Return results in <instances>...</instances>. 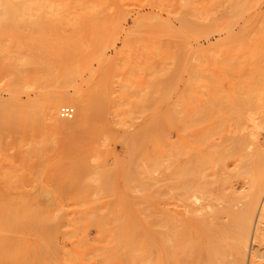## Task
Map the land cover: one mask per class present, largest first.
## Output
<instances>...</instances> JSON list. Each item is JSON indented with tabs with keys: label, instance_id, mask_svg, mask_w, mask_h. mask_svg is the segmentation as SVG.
<instances>
[{
	"label": "rangeland",
	"instance_id": "1",
	"mask_svg": "<svg viewBox=\"0 0 264 264\" xmlns=\"http://www.w3.org/2000/svg\"><path fill=\"white\" fill-rule=\"evenodd\" d=\"M263 15L264 0H0V131L4 132L0 133V171L7 172V179L0 183V264H167V244L171 243L167 242V233L181 240V245L197 244L191 245L194 254L183 250L185 254L182 253L184 257H181L180 264L185 261L187 264H199L203 261L202 232H196L193 228L192 231L188 228L183 230L177 225L179 218L184 221L192 214L195 215L193 218L200 217V214H191L188 208L186 211L191 215L186 214L184 199L181 198L183 201L177 206L181 201L174 195L177 188L171 186L167 190V185L175 180L172 177L173 173L177 174L175 169L172 170L176 167L174 164L178 163L179 166L186 158V152H182L185 155L179 152L183 150L179 141L186 146L189 139L186 137L189 133H185L189 125L185 128L183 121L188 124L196 120L202 114L199 110L207 107V112L204 109L207 118L201 117V122H212L210 126L218 127L219 133L216 136L217 130L213 128L216 132L212 136L214 134L215 137L209 135V139L206 138L209 145L205 142L204 147H209L206 150L210 152L209 158L205 150L200 151L201 146L196 143L198 140L194 141L196 137L205 136L204 125L207 123L203 122L201 126L197 124L196 128L192 126L193 122L189 123L190 127L195 128L189 137L194 139L190 142L195 149L201 152H197L198 157L203 161L212 160L203 168L199 163L203 171L201 178L197 172L193 180L198 177L196 181L199 186L203 184L204 190L217 194V198L227 197L226 202V198L213 201L220 207L219 210L223 206L230 208V212L237 211V208L241 210L243 201L247 202L249 194L246 199L244 193L249 189L251 191V180L258 182L259 171L264 170V138L261 136L263 142L259 139L254 143L255 147L250 145L249 139L247 144L243 138H248L249 122H257L262 117L257 115L259 112L254 116L256 109L254 113L250 111L253 106L251 109L247 107L251 105L248 102L250 99L245 100L244 97L250 91L245 94V85H242L245 80H240L243 77L240 74L245 70L241 71L244 66L243 60L240 62L239 59L245 55L247 58V48L245 50V46H242L241 50V43L237 45L236 41V45L228 43L226 30L233 28L228 33L236 37H241L243 31L248 34V30L251 37L256 28H263ZM248 19L251 21L248 22ZM261 21L263 25L259 26ZM256 32L264 37L260 31ZM263 37L259 38L263 39L260 42L264 41ZM227 59L229 62H226ZM221 60L227 66V63H231V68L232 65L236 64L237 68L241 64L242 67L239 65L236 70L239 76L234 77L235 72H230V66L224 69ZM245 61L247 59L244 65ZM217 64L232 74V85L230 79V82L227 81V72L224 71L228 76L222 78V70H216ZM244 68L248 70V63ZM223 79L226 81H222L221 86L226 92L232 91L231 88L237 89L235 79L240 84L239 92L233 90L234 95H231L233 91L229 95L220 90L219 81ZM246 86L248 89L250 85ZM218 87V93L222 94L220 91H223L230 101L227 97H218L215 93ZM60 90L67 95L79 91L85 96L88 116L83 127L74 131L57 129L47 121L43 112L44 100ZM237 93L245 95H239L242 104L245 100L244 111L241 103H238L239 107L231 106L234 102L231 96L234 100L233 96L236 97ZM209 95L217 99L213 100L216 105ZM222 99L223 103H227L222 105L223 110H218ZM17 105L24 107L23 119L17 118ZM61 106L72 107L74 114L75 107L67 103L58 105L57 119L65 125L74 116L69 120L61 119L58 116ZM224 108H227V112L221 114L225 112ZM227 114L232 120L226 118ZM250 118L258 120L251 121ZM243 119L245 122H242ZM216 121L220 126L216 125ZM202 126L204 131L202 129L203 134L200 135L197 130ZM263 131L259 132L264 134ZM181 135H184L185 144L181 142ZM228 139L234 140L233 143ZM93 141H96L95 144ZM262 143L263 146L259 147ZM189 144L187 146L191 149ZM184 149L187 151L189 148ZM178 152L185 157L180 158ZM255 153H259L260 158ZM176 159L180 162H174ZM151 163H154L153 169L147 168ZM184 166L181 167L184 169L182 171L186 170ZM192 168L194 171L195 168ZM250 170L253 177H250L252 173L248 174ZM185 172L189 173L187 170ZM232 175H237V178L233 176L232 179ZM249 180L250 186L247 183ZM178 186L180 189L181 186ZM187 186L184 188L188 189ZM203 187H199L200 190ZM262 193L249 227V246L241 264H264V187ZM205 196L208 198V193ZM210 198L216 199L213 195ZM208 202L212 201L209 199ZM212 205L206 207L205 212L202 211L204 216H213L216 208L212 207L211 211ZM225 212L218 211L217 223H227L229 211ZM184 213L190 217L184 218ZM234 227L224 230L218 242L220 246L222 243L225 246H221L224 251V257L221 256L223 264L240 259L232 246L236 244L237 235L234 233L238 231ZM187 238L191 241L184 242ZM208 239L206 242L210 245L211 239ZM210 246L221 254V247L218 250L217 243ZM191 253L196 261H193Z\"/></svg>",
	"mask_w": 264,
	"mask_h": 264
},
{
	"label": "bare ground",
	"instance_id": "2",
	"mask_svg": "<svg viewBox=\"0 0 264 264\" xmlns=\"http://www.w3.org/2000/svg\"><path fill=\"white\" fill-rule=\"evenodd\" d=\"M250 1V0H249ZM254 13V12H253ZM260 13V12H259ZM263 13V12H262ZM263 18H264V15L262 16ZM249 20L250 19H248L247 21L249 22ZM262 20V19H261ZM246 21V22H247ZM251 21V20H250ZM264 21V20H263ZM263 21H261L262 23L261 24H259V26H262L263 25ZM234 22V21H233ZM253 24H254V21H253ZM252 24V25H253ZM249 26V25H248ZM231 27V26H230ZM239 27V26H238ZM253 27V26H252ZM228 27H226V29H227ZM233 29V28H232ZM232 29H231V31H232ZM251 30H253V29H251ZM227 31V42L228 43H233L234 45H236L235 43H234V41H236L237 42V45L238 44H240L241 43V46H239L240 47V49L241 50H243V47L245 48V50H246V48H247V58H245L246 57V55L245 56H242L239 60H240V62H242V60H243V66L244 67H246L247 66V63H248V70L246 71V69L247 68H244V67H242V65L241 64H238L237 65V68H238V66L240 65L241 67H242V69L243 70H241V71H244L245 70V72L243 73V72H241L242 74H240V73H238V71L236 72V70H237V68L235 67L236 66V64H235V66L234 65H232V68H231V63H227L228 64V66H230V68L226 65V63H224V64H222L223 62H225L224 60L222 61L221 60V63L220 64H222L224 67V69H228L229 68V70H230V72H232V73H234L235 75H234V77L235 78H237V76H239V74H240V76L242 77V78H240V77H238V78H240V80L241 79H244L245 81H247V79L249 80V81H247V84L248 85H250V86H248V89L250 88V90H248L247 89V84H246V82L244 81L243 83H242V81H240L239 79H237V80H239L241 83H242V85H245L244 86V90L246 89V93H245V91H244V93L245 94H247L248 93V91H250V93H248V94H250V96L247 94V96H245V95H242V94H238L236 97L235 96H233L236 100H237V102H236V100L234 99V100H232V96H231V101H234V102H232L233 104L231 105V102L230 103H228L227 105L228 106H237L238 105V103H241L242 104V102L243 101H241L242 100V98H240V96L242 97V96H245L244 98H245V100H249L250 99V101H248L251 105H250V107H249V105L247 106L249 109H251V106H253L254 108L253 109H251L250 111L252 112L253 111V113L255 112V114H254V116L256 115V113L257 112H259V114H257V115H259L260 117H262L261 119L259 118V120H258V118L257 119H252V118H250V120L252 119L253 121H255V120H258L257 122H249V129H247L248 130V136L245 134L244 136L246 137H248L247 139L246 138H243V140L248 144V139H249V141H250V145H253L252 147H255V142H257L259 139L260 140H262L263 138H264V134L263 133H260L259 131H263L264 130V51L262 50V49H264L263 47H264V41L263 42H260L261 40H263V39H259V38H262L260 35L261 34H259V33H257L256 31H260V33H263L264 34V25H263V28H260V30H258V28H256V30H254V33L252 34V36L250 37L249 36V33L250 32H248V30H247V33L248 34H246L244 31H243V33L244 34H246V35H244V34H242L241 35V37H236V36H232V34H229L228 33V31H230V29L229 30H226ZM230 31V32H231ZM241 31V30H240ZM249 31H250V29H249ZM234 33V32H233ZM237 33V32H236ZM257 33V34H256ZM241 34V33H240ZM260 36V37H259ZM264 38V37H263ZM233 41V42H232ZM232 44V45H233ZM243 44V45H242ZM228 44H226V46H227ZM231 45V46H232ZM243 46V47H242ZM227 47H229V46H227ZM226 47V48H227ZM242 47V48H241ZM225 48V50L227 51L228 50V48L226 49ZM230 49V48H229ZM228 52V51H227ZM227 52H226V54H227ZM243 53V52H242ZM235 54V53H234ZM233 54V55H234ZM232 58H235V57H232ZM231 58V59H232ZM244 58V59H243ZM242 59V60H241ZM247 59V62L245 61V65H244V60H246ZM229 61H231L230 60V58H229ZM228 61V59L226 60V62H229ZM239 62V61H238ZM220 64H217V65H219V66H217V68H216V70L218 69V68H220L221 69V66L222 65H220ZM230 64V65H229ZM228 67V68H227ZM234 67V68H233ZM233 69V70H232ZM235 69V70H234ZM222 70V69H221ZM227 72L226 70H222L221 72H223V74H224V77H222V78H225V76H228L225 72ZM220 72V71H219ZM229 72V71H228ZM227 72V73H228ZM229 72V73H230ZM246 72H247V74L249 75V77L247 76V74H246ZM249 72V73H248ZM228 73V74H229ZM238 74V75H237ZM244 75H245V77H244ZM230 77V78H229ZM231 77H232V74L230 75L229 74V76L227 77L228 79H227V81H229V79L231 80ZM248 77V78H247ZM209 79V78H208ZM217 79V78H216ZM232 80H234L233 79V77H232ZM232 80H231V84L230 85H232L233 83H232ZM214 81H217V80H214ZM213 81V82H214ZM222 81H226V79L224 80H220L219 82H220V87H222L221 86V83L223 84V82ZM210 82V81H209ZM219 82H217V83H219ZM230 82V81H229ZM216 83V82H215ZM237 83V84H236ZM236 84V88L237 89H233V88H231L232 89V91L233 90H236V91H238L239 92V90H240V84L238 83V81H236V79H235V81H234V85ZM228 85V84H227ZM234 85H233V87H234ZM239 85V86H238ZM215 86H219V85H216L215 84ZM202 87H203V85H202ZM246 87V88H245ZM239 88V89H238ZM204 89H207V88H205L204 87ZM203 89V90H204ZM220 90H223L224 92H226L225 91V89H223V87L222 88H220ZM206 91V90H205ZM216 90H214V92H215ZM223 91H220L222 94H219L218 92H219V87L217 88V91L215 92L217 95H218V97L220 96V97H222L223 96V99L224 98H226L227 96L224 94L223 95ZM231 90H229L228 92H226V94H231V93H229V92H232ZM214 92H212L211 94H214V96H216L215 95V93ZM208 94V93H207ZM235 94H236V92H235ZM231 95H234V91L232 92V94ZM240 95V96H239ZM213 96V97H214ZM208 97H211L212 98V96L211 95H209ZM208 97H207V100H208ZM217 97V96H216ZM238 97H239V99H238ZM246 97H247V99H246ZM250 97V98H249ZM228 98V97H227ZM226 98V99H227ZM46 99V98H45ZM210 99V98H209ZM223 99L220 101V103H219V106H217L218 108H220V109H218V110H221L222 108H223V104H224V106H225V103H227L226 101H225V103H223L224 101H223ZM230 98H228L227 100L228 101H230L229 100ZM206 100V103L208 102ZM216 100L217 101V99L215 98H212V102L214 103V101ZM239 100V101H238ZM244 100V99H243ZM245 100H244V103H245ZM211 101V100H210ZM210 101H209V103H210ZM241 101V102H240ZM211 102V103H212ZM62 103H67V104H70V105H72L73 107H75V114H74V110H73V108L72 107H70V106H66V107H70L71 109H72V112H73V114H72V116H71V118H69V119H72L73 118V116H74V119L71 121V122H69L68 124H61L60 123V121H59V119H57V115H56V109H57V107H58V105L59 104H62ZM210 103V105H212ZM216 103V102H215ZM214 103V104H215ZM234 103H235V105H234ZM242 104L243 105V107L241 108V109H243V111H244V105H246V104ZM213 104V105H214ZM240 104V105H241ZM209 105V104H208ZM216 105V104H215ZM214 105V106H215ZM205 106V105H204ZM214 106H213V108H214ZM222 106V107H221ZM61 107H63V106H61ZM60 107V108H61ZM216 106H215V108H217ZM238 107H239V105H238ZM237 107V108H238ZM59 108V109H60ZM206 108V112H207V107H204V108H201L200 110H202V111H200L199 110V113L201 114V117H202V119L203 118H207V115H206V113H205V111H204V109ZM214 108V109H215ZM232 108V107H231ZM235 108V107H234ZM245 108H246V106H245ZM59 109H58V116L61 118V119H64V118H62L61 117V115H60V112H59ZM210 109V108H209ZM227 109V108H226ZM226 109L224 108V110H225V112L223 111L221 114H226ZM228 109H230V108H228ZM233 109V108H232ZM231 109V111H233ZM239 109V108H238ZM256 109V110H255ZM217 110V109H216ZM216 110L214 111V112H216ZM223 110V109H222ZM235 110V109H234ZM255 110V111H254ZM15 111L17 112V118L19 117L20 119H23L22 117H24V115H23V111H24V107H22L21 105H17L16 106V108H15ZM211 111H212V109H211ZM230 111V110H229ZM245 111H246V109H245ZM43 112H44V115L46 116V119H47V121L48 122H50L53 126H55L57 129H65V130H76V129H78V128H81V127H83L84 125H85V122H86V120H87V116H88V104H87V100H86V98H85V96L84 95H82L79 91H75V92H73L72 94H70V95H67V93L66 92H64V91H59V92H55L54 94H53V96L51 97V98H47L46 100H44V103H43ZM195 112V111H194ZM198 112V111H197ZM209 112H210V110H209ZM208 112V113H209ZM213 112V111H212ZM237 112L239 113V110H237ZM247 112V111H246ZM249 112V111H248ZM247 112V113H248ZM205 113V115L206 116H204L203 114ZM217 113V112H216ZM215 113V115L217 116V114ZM232 113V112H231ZM237 113V114H238ZM241 113V112H240ZM239 113V114H240ZM246 113V114H247ZM195 114V113H194ZM198 114V113H197ZM199 114V115H200ZM210 114V113H209ZM219 114V113H218ZM250 114H252V113H250ZM184 115H187V114H184ZM229 114H227V117L226 118H228L229 116H228ZM244 115V114H243ZM214 116V115H213ZM223 116V115H222ZM253 116V117H254ZM185 117V116H184ZM192 117V116H191ZM201 117H196L195 119L196 120H192V121H189V123H194V125H193V123H192V126H194L195 128L197 127V126H201V125H204V124H208V126H207V124L206 125H204V126H206V130H207V132H206V130L204 131V127L202 126V128L200 129V130H197V131H199L198 133L201 135V134H203V133H205V136H204V134L202 135V136H204L205 138H203V139H201L202 141L203 140H205L206 138L207 139H209L208 138V136L209 135H211L212 136V133H215L216 131L215 130H217V132H216V136L218 135V133H219V131H218V127H215V126H210V124L212 123H209L208 122V120L207 121H203L204 122V124H203V122H201L202 120H201ZM215 117V116H214ZM243 117V116H242ZM18 118V119H19ZM200 118V119H199ZM208 118H209V120L211 119V117L208 115ZM217 118V117H216ZM215 118V119H216ZM221 118V117H220ZM230 118V120H232L231 119V117H229ZM244 118V117H243ZM247 118V117H246ZM69 119H65V120H69ZM215 119H214V121H215ZM222 120V119H221ZM230 120H228L229 122H230ZM251 120V121H252ZM195 121H197V123L195 122ZM212 121H213V119H212ZM218 121V120H217ZM215 122L216 123V125H218V126H220L219 124L220 123H218V122ZM244 121V119L242 120V122ZM221 122V124H222V121H220ZM236 122H237V120H236ZM241 122V123H242ZM245 122V121H244ZM186 123V124H185ZM187 124V121H183V124H185L184 125V127L185 128H187V126H188V128L190 127V124ZM214 123V124H215ZM218 123V124H217ZM233 123V122H232ZM181 124V123H180ZM198 124V125H197ZM200 124V125H199ZM229 124V123H228ZM234 124V123H233ZM232 124V125H233ZM195 125H197V126H195ZM235 125H237V124H235ZM181 126H183L182 124H181ZM224 126V125H223ZM234 126V125H233ZM232 126V127H233ZM211 129V131H210V129ZM212 127V128H211ZM227 127V126H226ZM187 128V130H190L191 128H193V127H190V129H188ZM195 128H193L191 131H189V132H187V130H186V132L185 133H189V134H192L194 131L193 130H195ZM208 128V129H207ZM213 128L215 129V130H213ZM221 128H222V125H221ZM235 128H236V126H235ZM241 128V127H240ZM203 129V130H202ZM234 129V128H233ZM201 130L202 131H204L203 133H201ZM212 130H213V132H212ZM228 130V129H227ZM235 130V129H234ZM182 132L183 131H181V134H182ZM192 132V133H191ZM222 132L224 133V129H222ZM221 132V133H222ZM264 132V131H263ZM0 133H3L4 134V132H1L0 131ZM185 133H183V134H185ZM209 133V134H208ZM222 133V135H224ZM237 133V132H236ZM245 133H247V131L245 132ZM189 134H188V136L186 135V137L187 138H189L188 140H187V145H188V143H190L191 144V149H190V146H185V145H181V143H180V141H179V144H180V149H182L183 148V150H179V152L180 153H182V152H186V155H185V153H182V154H184L185 156H186V158H184L185 156L183 155L182 156V154L180 155V153L178 152V154H179V156H180V158H184V160L183 161H185V162H183L182 160V162L181 163H179V164H181V165H179L178 166V163L175 165L174 164V166H176V167H171V168H173L172 170H174V172L175 173H179L180 175H183L182 177L180 176L179 177V175H177V174H174L173 173V175H172V177L175 179L174 181H170L169 182V180H168V182L170 183V185H167V190H170V187L171 186H173V189H175V188H179V186L178 185H180L181 187H180V189H181V191H180V189H178L179 191H177L176 192V190L174 191V195H176L175 197H177V199H179L180 198V204H178L177 203V206L178 205H181V202L183 201L182 199H184V201H183V203H185V209H184V211L186 212V214H188L189 213V211L191 212V214L192 213H196L197 214V212L200 214V217H202V218H200L199 216H196V217H198V218H193L192 216H195L194 214H190L189 213V215H191V217H192V219H190L191 217L190 216H187L185 213H184V218H188V217H190L189 219H186V220H184V221H181L180 220V218H179V222H178V224L177 225H180V227L184 230V229H189L190 231H192L193 229H195L196 230V232L197 231H199L200 233L202 232L204 235H202V233H201V236L202 237H204V246L202 245V247H203V250H201V251H203L204 252V254H205V256H204V259H202L203 261H204V264H223V253H224V251H222V244H221V246L219 245V243H220V239H221V234L224 232V230H229V228L232 226V228L234 227L233 225H235V226H237L235 229H237L238 228V231L237 232H235L234 233V235L236 236L237 235V237L235 238V240H236V244L234 245V244H232V246H234V250L236 251V253L238 254V256L240 257V259H239V261L236 263L235 262V260H234V262H233V260L231 261L233 264H241V261L243 260V258H245L246 256H245V253L247 252L246 250H247V248H248V234H249V227H251L250 226V224H251V221H252V217L254 216L253 214H254V211H256L255 210V208H256V206H257V208L259 207L258 206V204H257V202H258V200H260L259 198H260V195H261V193H262V191H263V187H264V170L262 171V172H260L259 171V173H260V176H258L259 178V180H258V182H255V180H251V181H253V183H252V185L250 186V183H251V181L249 182H247V183H249V186L252 188L251 189V191H249L250 189V187L247 189L248 191H246L245 193H244V196L246 197V199H247V195L249 194V198H248V200H246L247 202L245 203V201H243L244 202V207L241 209V210H238V208H237V211H234V210H232V212H230V210H228V209H230V208H225L224 206L219 210V208H218V206H217V204L216 203H214L213 201H216V200H222L223 198L225 199V202L227 201V197L226 196H223V197H220V198H217V197H219V196H216L215 194H213V192H209L208 190H204L205 189V187H203L204 185L200 182V185L201 186H199V183L196 181V180H198V177H197V179H194L197 183H198V185H197V183L193 180V177L194 176H196L197 175V172L199 173V178H201V175L200 174H202L201 172H203L201 169L203 168V165L205 164V165H207V164H210L211 162H212V160H211V162H210V155H209V153L206 151L207 150V148H209V147H206V149H205V142L207 141V139L204 141V142H202L199 138H202V136L200 137L199 136V138L198 137H196L195 138V140L193 139V138H190L189 137ZM207 134V135H206ZM263 134V135H262ZM1 135V134H0ZM215 135L213 134V136L215 137ZM221 135V136H222ZM184 136V135H183ZM182 135L180 136L181 138L183 137ZM191 136V135H190ZM196 136H197V134H196ZM212 136V137H213ZM224 136H226V135H224ZM223 136V137H224ZM230 136V135H229ZM261 136H263V138L261 139ZM191 137H193V135L191 136ZM194 137H195V135H194ZM210 137V136H209ZM227 137V136H226ZM226 137H224V138H226ZM233 136H231V138H232ZM221 138V137H220ZM234 138V137H233ZM184 138H182V140H181V142H183L184 144H185V142H186V140H183ZM194 140V141H197L196 143H198V144H200L199 145V147L201 146V149H200V151H204L205 150V152L207 153V157L209 156V161L206 159L205 161H208V163L207 162H205V161H203V158H201V157H198V153L197 152H200V151H197L196 149H195V146H194V144L193 143H191L190 141L191 140ZM197 139V140H196ZM227 139V138H226ZM225 139V140H226ZM236 138H234V140H235ZM241 139H242V137H241ZM220 140V139H219ZM230 139H228L227 141H229ZM234 140H230V142L231 143H233V141ZM239 140V139H238ZM242 140V141H243ZM0 141H2V138H0ZM189 141V142H188ZM199 141L201 142V143H199ZM221 141V140H220ZM241 141V140H240ZM94 142V144H95V142L96 141H93ZM219 142V141H218ZM238 142V141H237ZM260 142V141H259ZM262 142H263V140H262ZM202 143H203V145H202ZM215 143V142H214ZM221 143H222V141H221ZM225 143V141H223V144ZM231 143L229 144L230 146H232L231 145ZM236 143V142H235ZM261 143V142H260ZM189 144V145H190ZM193 144V145H192ZM197 144V145H198ZM206 144L207 145H209V143L208 142H206ZM217 144H219V143H217ZM245 143H243V145H244ZM258 143H256V145H257ZM212 145V144H211ZM214 145V144H213ZM226 145V144H225ZM183 146V147H182ZM214 146H217L216 144L214 145ZM221 147H222V145H220ZM233 146H236V145H233ZM240 146H242L241 144H240ZM246 146V145H245ZM261 146H263V143L260 145L259 144V147H261ZM187 147V151L189 152V155H188V152L184 149V148H186ZM223 147H224V145H223ZM258 146H257V149L259 148ZM203 148V149H202ZM219 148V147H218ZM236 148H237V146H236ZM241 148V147H240ZM196 150V152H194L195 150ZM233 149V148H232ZM252 149V148H251ZM222 150V149H221ZM220 150V151H221ZM244 150V149H243ZM252 150H254V149H252ZM260 150V148L257 150L258 152H260L259 151ZM227 151V150H226ZM261 151H263L262 149H261ZM242 152V151H241ZM256 152V151H255ZM197 154L195 157H194V155L195 154ZM223 153H224V151H223ZM237 153V152H236ZM246 153V152H245ZM244 153V154H245ZM257 153V152H256ZM255 153V154H256ZM264 152H262V154H263ZM177 154V155H178ZM200 154H201V152H200ZM211 154H212V152H211ZM221 154H222V152H221ZM228 154V153H227ZM254 154V153H253ZM252 154V155H253ZM261 154V153H260ZM224 155V154H223ZM229 155H230V153H229ZM264 155V154H263ZM174 156V155H173ZM182 156V157H181ZM188 156H190V157H188ZM201 156H204V154L203 155H201ZM226 156V155H225ZM239 157H240V155H238ZM259 157V153H258V155L256 154V157ZM261 156V155H260ZM188 157V158H187ZM222 157V156H221ZM220 157V158H221ZM229 157V156H228ZM242 157V156H241ZM240 157V158H241ZM244 157V156H243ZM254 157H255V155H254ZM173 158V157H172ZM177 158H179V157H177ZM192 158V159H191ZM193 158H195V159H197L198 161L196 162V160H194ZM199 158H201V161L199 160ZM220 158L218 159V160H220ZM223 158V157H222ZM221 158V159H222ZM225 158V157H224ZM234 158V157H233ZM260 158V157H259ZM258 158V159H259ZM188 159V160H187ZM215 159H217V158H215ZM227 159H229V158H227ZM257 159V158H256ZM255 159V161H257ZM261 159H262V156H261ZM178 160V162H180L179 161V159H176L174 162H176ZM191 160H193L192 161V163L190 162ZM260 160V159H259ZM263 160H264V158H263ZM263 160H261L262 162H263ZM186 161H188V162H186ZM196 163H195V162ZM203 161V162H202ZM254 161V160H253ZM261 161H259V162H261ZM171 161H169V163H170ZM173 161H172V163H174ZM205 162V163H204ZM210 162V163H209ZM261 162V163H262ZM183 163H187V165H182ZM188 163H190V164H188ZM195 163V164H194ZM198 163V164H197ZM199 163L201 164L200 165V167L202 166V168H200L199 167ZM203 163V164H202ZM223 163V162H222ZM221 163V164H222ZM242 163V162H241ZM254 163V162H253ZM257 163V162H256ZM256 163H254V164H256ZM261 163H259V164H261ZM153 164L154 163H151L150 164V166H147V168L149 167V169H151V167L153 166ZM193 166H192V165ZM197 164V165H196ZM216 164V163H215ZM172 164L170 163V165L169 166H171ZM188 165H189V168H187L188 167ZM212 165V164H211ZM223 165H224V163H223ZM183 166L186 168V170L189 172V173H187V172H185V171H182V170H184V169H182L183 168ZM198 166V167H197ZM241 164H240V168L239 169H241ZM247 166V165H246ZM251 166V165H250ZM257 166V165H256ZM256 166H255V171H256ZM177 167H178V169H177ZM182 167V168H181ZM192 167H194L195 169H194V171H193V168ZM221 167V166H220ZM238 167V166H237ZM245 167V166H244ZM252 167V166H251ZM263 167V166H262ZM168 168H170V167H168ZM192 170H191V169ZM199 170H198V169ZM231 168V167H230ZM246 168V167H245ZM247 168H248V166H247ZM258 168H260L261 170H262V168H261V166L259 167L258 166ZM149 169H147V170H149ZM152 169H153V167H152ZM181 169V170H180ZM222 169V168H221ZM179 170L181 171V172H185V174H186V176H184L185 174H181V172H179ZM201 170V171H200ZM259 170V169H258ZM193 171V172H192ZM221 171V170H220ZM242 171H244V169L242 168ZM248 171V169L246 170V172ZM251 171V172H250ZM249 172H248V174L249 175H251L250 173H252V170H250ZM208 172H209V169H208ZM224 172V171H223ZM227 172V171H226ZM238 172H239V170H238ZM245 172V171H244ZM244 172H241L240 174H242V175H244ZM169 173H171V170H170V172ZM194 173V174H193ZM220 173V172H219ZM232 173V172H231ZM258 173V172H257ZM256 173V174H257ZM258 173V174H259ZM7 172H5L4 170H1L0 171V183L2 182L3 183V181H5L4 179L7 177ZM187 174H188V176H190L189 174H191V177H188L187 176ZM196 174V175H195ZM205 174V173H204ZM209 174V173H208ZM214 174V173H213ZM221 174V173H220ZM225 174V173H224ZM255 174V175H256ZM242 175H240V177L242 176ZM249 175H247V176H249ZM167 176H169L170 177V174H168ZM177 176V177H176ZM205 176V175H204ZM206 176H207V174H206ZM205 176V177H206ZM219 176H221V175H219ZM228 176V175H227ZM226 176V177H227ZM233 176H235V175H232V176H230L231 178L233 177ZM188 177V178H187ZM205 177H203V178H205ZM214 177H215V175H214ZM236 178H237V175L235 176ZM245 177V176H244ZM250 177H253V173H252V176H250ZM180 178H182L181 180H180ZM185 178H187V180H186V182H184L185 181ZM189 178H192V179H189ZM7 179V178H6ZM179 179V180H178ZM227 179V178H226ZM233 179V178H232ZM252 179H254V178H252ZM180 181L179 183H178V181ZM183 180V181H182ZM192 180V182H190ZM224 180V179H223ZM236 180V179H235ZM245 180V179H244ZM248 180V179H247ZM195 183H194V182ZM220 181V180H219ZM167 182V183H168ZM176 183V184H174V183ZM184 182V183H183ZM192 183L193 184V188L191 187V185H190V183ZM171 183H172V185H171ZM183 183V184H182ZM208 183V182H207ZM213 183V182H212ZM223 182H221V185H223L222 184ZM225 183V182H224ZM246 183V182H245ZM246 183V184H247ZM215 184H217V183H215ZM226 184V183H225ZM232 184V183H231ZM177 185V186H176ZM184 185V186H183ZM186 185H188L187 187H188V189L190 190H188L187 188V190L188 191H186V189L184 188ZM197 185V186H196ZM212 185V184H211ZM248 185V184H247ZM203 187V189H201L200 190V188L199 187ZM190 187L192 188V189H190ZM222 187V189L221 190H223V186H221ZM220 187V188H221ZM246 187V186H245ZM214 188H216V187H214ZM172 189V190H173ZM184 190V192H182L183 190ZM213 189V188H212ZM231 189V188H230ZM192 190V191H191ZM203 190V192H201ZM204 191L206 192L205 193V195L208 193V198H207V196H202L203 194L202 193H204ZM212 191V190H211ZM217 191V190H216ZM231 191V190H230ZM168 192V191H167ZM179 192V193H178ZM181 192V193H180ZM185 192H187V193H185ZM190 192V193H189ZM199 192V193H198ZM223 192V191H222ZM212 193V195L214 196V197H216V199L215 200H213L212 198H210V196H212V195H210ZM178 194H180V196L178 195ZM183 194V195H182ZM186 194V195H185ZM222 194H224V192L222 193ZM263 194V193H262ZM168 195V194H167ZM174 195H173V198H175L174 197ZM185 195V196H184ZM218 195H220V194H218ZM225 195H227V193H225ZM229 196V195H228ZM235 196V195H234ZM243 196V197H244ZM262 196V195H261ZM169 197H171V195L169 196ZM230 197V196H229ZM233 197V196H232ZM245 197H244V199H245ZM172 198V199H173ZM182 198V199H181ZM205 198H207L208 199V201H209V199H210V202L212 201L213 202V205L211 204V203H209L208 201H207V199H205ZM240 199L239 200H241V197H239ZM212 199V200H211ZM234 199V198H233ZM235 199H237V197L235 198ZM168 200V199H167ZM187 202H186V201ZM205 200H206V202H205ZM224 201V200H223ZM228 201H230V200H228ZM233 200H231V202H232ZM177 202H179L178 200H177ZM222 202V201H221ZM218 203V202H217ZM220 203V202H219ZM228 203H230V202H228ZM4 204V203H3ZM214 204H216V206L214 207ZM227 204V203H226ZM184 205V204H183ZM183 205H182V208H184L183 207ZM209 205H212L210 208H211V211L213 210L212 209V207L213 208H216V209H214V213H212V215L213 216H206L207 217V219H205V218H203V214H205L204 212H205V209H206V207H209ZM221 205H223V204H221ZM226 207H229V206H226ZM178 208V207H177ZM179 208H181V206L179 207ZM181 208V209H182ZM186 208H188L189 209V211H188V213H187V211H186ZM218 208V209H217ZM233 208H235L234 206H233ZM176 209V208H175ZM187 209V210H188ZM231 209H232V207H231ZM263 209V208H262ZM178 210V209H177ZM183 210V209H182ZM215 210H218L219 212H227V211H229V214L227 215V223L226 224H221V222H220V224L219 223H217V221H219V217L217 216V214H219L218 213V211L216 212ZM183 211V212H184ZM202 211H204V212H202ZM207 211V210H206ZM210 210H209V212H211ZM260 211V210H259ZM201 212H202V214H201ZM209 212H206V213H209ZM225 212V213H226ZM182 213V212H181ZM211 214V213H210ZM256 214V213H255ZM182 217H183V213L182 214H180ZM180 215H178V216H180ZM201 215H203V216H201ZM180 216V217H181ZM187 216V217H186ZM204 216V217H205ZM183 218V219H184ZM208 218H211V219H208ZM221 218H222V216H221ZM257 218V217H256ZM225 220V219H224ZM254 221V220H253ZM233 223V225H231V224ZM253 224V223H252ZM176 226V225H175ZM173 228V227H172ZM193 228V229H192ZM210 228V229H209ZM174 229V228H173ZM187 229V230H188ZM256 229V228H255ZM182 230V231H183ZM190 231H188V232H190ZM236 231V230H235ZM233 232V231H232ZM231 232V233H232ZM186 233V232H185ZM194 233H195V231H194ZM237 233V234H236ZM188 234V236H190L191 237V234H192V232H191V234L190 233H187ZM186 234V235H187ZM190 234V235H189ZM198 234V233H197ZM196 235V234H195ZM194 235V237H196ZM227 235V234H226ZM198 236V235H197ZM233 236V235H232ZM231 236V237H232ZM202 237L200 238V239H202ZM224 237V236H223ZM228 237V235L226 236V238ZM193 238V237H192ZM197 238V237H196ZM208 238H210L211 239V243H210V245L212 244L213 246H214V243H217V248H218V245H219V248H218V250L220 249V247H221V254H220V252H217V251H214V248H212L210 245H209V242H206L207 241V239ZM184 239V238H183ZM197 240H198V238H197ZM203 240V239H202ZM209 240V239H208ZM225 240V238H223V241ZM235 240H233L232 239V241H234L235 242ZM252 240H253V237H252ZM171 241V243L170 244H167V264H180V260H181V257L183 256L184 257V255H182V253L183 254H185L184 253V251H186V250H189V252L191 251V252H193L192 251V249H191V245L194 243V244H196L195 242H193V243H183L182 245H181V243H180V241L181 240H179L178 238H176V237H174V235H172V234H169V233H167V242H170ZM177 241H179V243L177 244V245H175L176 244V242ZM189 242V241H191V240H189V238H187L184 242ZM199 241V240H198ZM216 241V242H215ZM219 242V243H218ZM222 242V241H221ZM226 243H227V241H225ZM233 242V243H234ZM199 243H200V241H199ZM198 243V244H199ZM230 243H232V242H230ZM201 244V243H200ZM175 245V246H174ZM229 245V244H228ZM231 245V244H230ZM229 245V246H230ZM193 246H195V245H193ZM196 246H197V244H196ZM199 246V248H200V245H198ZM210 246V247H209ZM170 247H172V249L170 248ZM204 247H205V250H204ZM211 249H209V248ZM215 247H216V245H215ZM223 247H225L224 246V244H223ZM197 248V247H196ZM196 248H195V250H196ZM184 249H186V250H184ZM213 249V250H212ZM232 249V248H231ZM170 250V251H169ZM184 250V251H183ZM197 250H200V249H198L197 248ZM227 251V250H226ZM189 252H188V255H189ZM196 252H198V251H196ZM196 252H195V256H196ZM192 254V253H191ZM193 254H194V252H193ZM192 254V255H193ZM199 254V253H198ZM203 254V253H202ZM230 254V253H229ZM171 255L174 257L173 259H172V257H171ZM186 255H187V253H186ZM191 255V256H192ZM201 255V253L199 254V256ZM190 256V257H191ZM199 256H198V258H199ZM221 256H223L222 258H221ZM231 256V255H230ZM245 256V257H244ZM251 256V255H250ZM171 257V258H170ZM189 257V256H188ZM193 257V261H196V257H194V255L192 256ZM236 257V256H235ZM186 258V257H185ZM185 258H184V260H185ZM169 259V260H168ZM236 259V258H235ZM251 259V258H250ZM199 260H201V259H199ZM199 260H197V261H199ZM245 260V259H244ZM253 259H251V261H252ZM203 261H200V263L199 264H202L203 263ZM224 261H225V259H224ZM183 262V261H182ZM181 262V263H182ZM186 263V261L183 263V264H185ZM188 263V262H187ZM186 263V264H187ZM190 263H192V262H190ZM194 263V262H193ZM232 263H227V264H232ZM254 263V262H253ZM196 264H198V262L196 263ZM243 264V263H242Z\"/></svg>",
	"mask_w": 264,
	"mask_h": 264
},
{
	"label": "built area",
	"instance_id": "3",
	"mask_svg": "<svg viewBox=\"0 0 264 264\" xmlns=\"http://www.w3.org/2000/svg\"><path fill=\"white\" fill-rule=\"evenodd\" d=\"M60 115L64 119H69L71 118L73 112L70 107L63 106L59 109Z\"/></svg>",
	"mask_w": 264,
	"mask_h": 264
}]
</instances>
